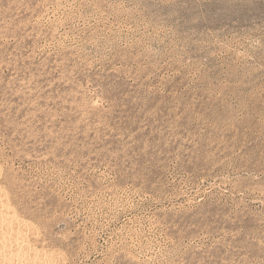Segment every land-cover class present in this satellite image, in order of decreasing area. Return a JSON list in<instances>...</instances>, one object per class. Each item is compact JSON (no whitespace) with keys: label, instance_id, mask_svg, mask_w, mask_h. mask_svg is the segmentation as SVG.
Listing matches in <instances>:
<instances>
[{"label":"rangeland","instance_id":"rangeland-1","mask_svg":"<svg viewBox=\"0 0 264 264\" xmlns=\"http://www.w3.org/2000/svg\"><path fill=\"white\" fill-rule=\"evenodd\" d=\"M0 188L59 264H264V0H0Z\"/></svg>","mask_w":264,"mask_h":264},{"label":"bare ground","instance_id":"bare-ground-1","mask_svg":"<svg viewBox=\"0 0 264 264\" xmlns=\"http://www.w3.org/2000/svg\"><path fill=\"white\" fill-rule=\"evenodd\" d=\"M33 227L28 219L16 215L0 188V264H59L55 251L30 243Z\"/></svg>","mask_w":264,"mask_h":264}]
</instances>
